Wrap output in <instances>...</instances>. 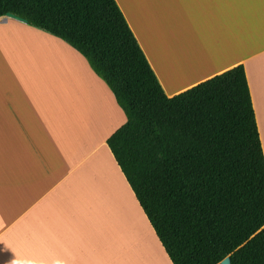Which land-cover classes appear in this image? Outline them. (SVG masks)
Here are the masks:
<instances>
[{"label": "crops", "instance_id": "obj_1", "mask_svg": "<svg viewBox=\"0 0 264 264\" xmlns=\"http://www.w3.org/2000/svg\"><path fill=\"white\" fill-rule=\"evenodd\" d=\"M167 96L242 65L264 155V0H115ZM125 114L72 46L0 16V264H172L107 138Z\"/></svg>", "mask_w": 264, "mask_h": 264}, {"label": "trees", "instance_id": "obj_2", "mask_svg": "<svg viewBox=\"0 0 264 264\" xmlns=\"http://www.w3.org/2000/svg\"><path fill=\"white\" fill-rule=\"evenodd\" d=\"M77 50L126 121L107 145L172 264H264V155L242 65L167 96L115 0H0Z\"/></svg>", "mask_w": 264, "mask_h": 264}, {"label": "water", "instance_id": "obj_3", "mask_svg": "<svg viewBox=\"0 0 264 264\" xmlns=\"http://www.w3.org/2000/svg\"><path fill=\"white\" fill-rule=\"evenodd\" d=\"M7 16H11L14 17L12 14L8 13L6 14ZM219 264H232L230 257L229 256H225L223 259L220 260Z\"/></svg>", "mask_w": 264, "mask_h": 264}, {"label": "snow or ice", "instance_id": "obj_4", "mask_svg": "<svg viewBox=\"0 0 264 264\" xmlns=\"http://www.w3.org/2000/svg\"><path fill=\"white\" fill-rule=\"evenodd\" d=\"M2 256H3V254H2V253H0V259H2Z\"/></svg>", "mask_w": 264, "mask_h": 264}]
</instances>
